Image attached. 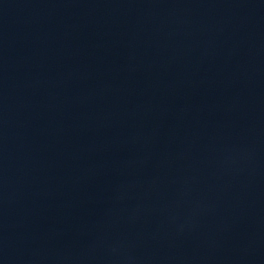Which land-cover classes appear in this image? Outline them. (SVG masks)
I'll list each match as a JSON object with an SVG mask.
<instances>
[{
	"label": "water",
	"instance_id": "obj_1",
	"mask_svg": "<svg viewBox=\"0 0 264 264\" xmlns=\"http://www.w3.org/2000/svg\"><path fill=\"white\" fill-rule=\"evenodd\" d=\"M0 264H264V0H0Z\"/></svg>",
	"mask_w": 264,
	"mask_h": 264
}]
</instances>
